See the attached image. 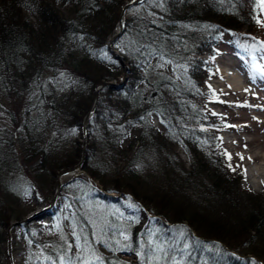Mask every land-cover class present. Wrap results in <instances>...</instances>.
I'll list each match as a JSON object with an SVG mask.
<instances>
[{
    "label": "trees",
    "instance_id": "obj_1",
    "mask_svg": "<svg viewBox=\"0 0 264 264\" xmlns=\"http://www.w3.org/2000/svg\"><path fill=\"white\" fill-rule=\"evenodd\" d=\"M127 1L0 0V94L23 111L21 120L12 111L16 134L0 128V184L12 195L5 169L20 154L29 165L39 160L31 168L36 181L78 163L96 87L120 80L127 68L122 87L101 91L83 168L105 191L141 203L104 193L88 176L74 177L65 185L76 189L69 212L75 239L61 233L42 246L46 261L260 264L264 253L252 244L264 242V206L243 188L242 175L232 176L213 139L219 121L205 107L203 81L212 71L199 56L215 53L222 42L252 55L261 43L259 0H147L130 11L113 44L120 59L107 42ZM176 147H184L190 168ZM7 204L0 199L3 228L28 214Z\"/></svg>",
    "mask_w": 264,
    "mask_h": 264
},
{
    "label": "rangeland",
    "instance_id": "obj_2",
    "mask_svg": "<svg viewBox=\"0 0 264 264\" xmlns=\"http://www.w3.org/2000/svg\"><path fill=\"white\" fill-rule=\"evenodd\" d=\"M137 6L143 7L144 5ZM261 9L263 11L260 14V20H258L260 23L257 22V28L258 36L264 39V8ZM218 48L219 50L215 54L199 55L212 69L210 75L203 81L206 85L205 92L208 94L205 107L219 121V129L217 128V132L214 130L213 139L218 140L224 155L225 153L231 154V161L228 160L227 155L225 157L228 167L229 163L232 165V168L229 167L232 176L236 178L242 175L241 185L243 188L254 192L262 200L264 206V174L258 177L254 175L253 179L249 177V170L255 167L261 168L264 172V164H261L264 155V74L254 70L253 60L252 62L245 61L236 55L229 42H222ZM260 56L262 55L260 54ZM260 59L258 65L262 68L264 60L261 57ZM218 69L222 72L220 73ZM236 84H240V89L236 87ZM12 111L19 112L20 120L22 119L21 106L14 105L5 95L0 94V128L16 134V126L13 122L15 114ZM153 122L157 126H161L157 116L153 117ZM82 139L80 138V140ZM13 149L16 153L22 151L20 146ZM176 151L183 159L185 166L190 168L192 160L184 147H176ZM237 154H242L245 159L241 161ZM13 159L9 158L10 167L5 169L10 184H13L11 189L13 192L11 195L7 186L3 187L0 184V199L7 201L8 206L13 205L22 212H27L26 216L35 213H39V215L26 225L31 234L26 232L25 226H16L12 229L11 257L8 253L7 228L0 226V233H6V240L0 239V264H49L45 259L42 246H50L48 242L59 237L61 233H64L65 236L67 234L70 240L75 239L71 231L69 212L71 211L70 196H77L74 194L76 189L72 183L65 185V190L57 197L54 207L44 212L43 210L49 208L54 199L57 175L44 176L43 179L36 181V178H32L31 168L38 164L39 160L29 165L22 160L21 154ZM237 165L240 167H236ZM245 169L246 174L243 171ZM115 208L116 206H111V209ZM49 212L52 213L48 214ZM261 230L264 233V225ZM31 238L32 242H30ZM261 240L262 238L253 241L252 245L255 251L257 249L260 253H264V249H262L264 242ZM239 242L235 241L234 243L238 245Z\"/></svg>",
    "mask_w": 264,
    "mask_h": 264
},
{
    "label": "water",
    "instance_id": "obj_3",
    "mask_svg": "<svg viewBox=\"0 0 264 264\" xmlns=\"http://www.w3.org/2000/svg\"><path fill=\"white\" fill-rule=\"evenodd\" d=\"M145 0H130L128 1L124 6H123V9H122V13H121V17H120V20H119V26L118 28L116 29V31L113 33L112 37L110 38V41L108 42V45L110 47H112V43L115 41V39L123 32V29H124V23H125V17H126V13L127 11L135 6V5H139V4H142ZM114 52L117 53V56L120 58V55L118 54V52L116 50L113 49ZM125 79H126V76L124 75L122 77V79L117 82V81H103L102 83H100V85L97 87L96 89V93H95V97H94V101L92 103V106L90 108V110L88 111V113L86 114L85 118H84V122H83V127H82V133H83V151H82V159L79 163L69 167L68 169H64V170H61L58 175H57V190H56V193H55V197L50 205L49 208L43 210L44 212H47L50 210V208H52L54 206V204L56 203V200H57V196H58V192L60 191V189L62 188L64 182H63V178H66V177H69V176H74L78 173H86L84 170H83V162L85 160V157H86V146H87V128H88V124L90 122V119L96 109V105H97V102L99 100V97H100V91L105 88V87H111V88H119L120 86H122V84H124L125 82ZM102 189V188H101ZM103 190V189H102ZM114 195V194H113ZM42 211V212H43ZM39 215V213H35V214H31L29 216H27L26 218H24L23 220H20V221H16V222H13L8 230H7V234H8V253H9V256L11 257V252H12V243H11V239H12V236H11V229L16 226V225H22L26 222H29V221H32L33 219H35L37 216ZM152 216V215H151ZM160 217V216H158ZM196 235V234H195Z\"/></svg>",
    "mask_w": 264,
    "mask_h": 264
},
{
    "label": "snow or ice",
    "instance_id": "obj_4",
    "mask_svg": "<svg viewBox=\"0 0 264 264\" xmlns=\"http://www.w3.org/2000/svg\"><path fill=\"white\" fill-rule=\"evenodd\" d=\"M149 2H156V0H149ZM260 6H261V8H264V0H260ZM257 22L260 23V21H257ZM141 47L142 48H144V47L151 48V45L150 44L149 45H141ZM245 47H248V46H245ZM261 48H264V44H261ZM136 50L137 51H140V48H137ZM154 54H156L155 53V50H152V51L149 52V55H154ZM161 59H162V57H161ZM158 66L159 67H163V64L158 65ZM253 68H254V70L259 71L261 74H264V68H261L259 65H253ZM61 75L63 76L64 74L61 73ZM246 91H247V89H246ZM225 155H227L228 160L231 161V159H232L231 154L225 153ZM237 155H239V158H240L241 161H243L245 159V157L242 154H237ZM229 167L232 168L231 163H229ZM236 167H240V165H237ZM233 170H235V169H233ZM243 171L246 174V169L243 170ZM57 227H59V225H57ZM73 235H75V232H73ZM124 239L127 240L128 237L127 236H124ZM77 240H79V237L78 236H77ZM69 247H71V245H69ZM77 247L79 248L81 246L79 244H77ZM184 247L187 248L188 245L185 244ZM157 250L158 251L160 250V246H157ZM96 259H99V257H96ZM69 264H71V261H69Z\"/></svg>",
    "mask_w": 264,
    "mask_h": 264
},
{
    "label": "bare ground",
    "instance_id": "obj_5",
    "mask_svg": "<svg viewBox=\"0 0 264 264\" xmlns=\"http://www.w3.org/2000/svg\"><path fill=\"white\" fill-rule=\"evenodd\" d=\"M236 87L239 88V87H241V86H240V84H236ZM239 89H240V88H239ZM261 164H264V155H263V161L261 162ZM249 174L251 175V178L253 179L252 176H254V175H255L256 177H258V176H262V175L264 174V172L262 171L261 168L255 167V168L249 170ZM255 176H254V177H255ZM63 180H65V178H63Z\"/></svg>",
    "mask_w": 264,
    "mask_h": 264
}]
</instances>
